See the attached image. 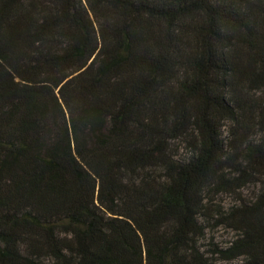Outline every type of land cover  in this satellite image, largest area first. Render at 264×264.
Masks as SVG:
<instances>
[{
  "label": "trees",
  "instance_id": "1",
  "mask_svg": "<svg viewBox=\"0 0 264 264\" xmlns=\"http://www.w3.org/2000/svg\"><path fill=\"white\" fill-rule=\"evenodd\" d=\"M214 256L264 264V0H0V264Z\"/></svg>",
  "mask_w": 264,
  "mask_h": 264
},
{
  "label": "rangeland",
  "instance_id": "2",
  "mask_svg": "<svg viewBox=\"0 0 264 264\" xmlns=\"http://www.w3.org/2000/svg\"><path fill=\"white\" fill-rule=\"evenodd\" d=\"M226 131V130H225ZM225 136L227 133L225 132ZM179 156L186 158L190 153L187 146L179 144ZM259 190L258 185H248L238 193H222L215 197H211L210 210L206 212V217L200 218V222L205 227V234L199 241L200 249L210 256L211 251L217 247L220 249L227 248L235 239L236 234L224 225H216L215 219L220 213H226L233 207L239 206L244 201H252ZM213 264H239L241 260L226 262L217 256L212 260Z\"/></svg>",
  "mask_w": 264,
  "mask_h": 264
}]
</instances>
